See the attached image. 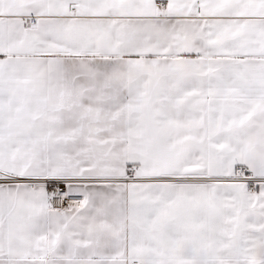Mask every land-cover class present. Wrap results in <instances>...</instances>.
Returning <instances> with one entry per match:
<instances>
[{
    "label": "snow or ice",
    "instance_id": "obj_1",
    "mask_svg": "<svg viewBox=\"0 0 264 264\" xmlns=\"http://www.w3.org/2000/svg\"><path fill=\"white\" fill-rule=\"evenodd\" d=\"M0 264H264V0H0Z\"/></svg>",
    "mask_w": 264,
    "mask_h": 264
}]
</instances>
